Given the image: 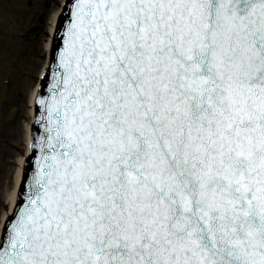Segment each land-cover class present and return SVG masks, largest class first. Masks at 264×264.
<instances>
[{"label":"snow or ice","instance_id":"obj_1","mask_svg":"<svg viewBox=\"0 0 264 264\" xmlns=\"http://www.w3.org/2000/svg\"><path fill=\"white\" fill-rule=\"evenodd\" d=\"M69 7L0 264H264V0Z\"/></svg>","mask_w":264,"mask_h":264},{"label":"rangeland","instance_id":"obj_2","mask_svg":"<svg viewBox=\"0 0 264 264\" xmlns=\"http://www.w3.org/2000/svg\"><path fill=\"white\" fill-rule=\"evenodd\" d=\"M61 2L32 0L28 6V0H12L11 7L0 8V221L9 209L17 161L26 150L30 96L46 60L50 16ZM33 25L39 26L35 34L27 30Z\"/></svg>","mask_w":264,"mask_h":264},{"label":"water","instance_id":"obj_3","mask_svg":"<svg viewBox=\"0 0 264 264\" xmlns=\"http://www.w3.org/2000/svg\"><path fill=\"white\" fill-rule=\"evenodd\" d=\"M71 3H72V0H67L66 4L64 6L63 13L59 16L57 29L59 27L61 29V31H63L64 26L69 22V18H70V7L69 6L71 5ZM57 29H56L54 38H55V48L58 51L59 46L61 44V41L59 39L60 33L57 32ZM53 48H54V39H53V43H52L51 58H52ZM49 78H50V73H49ZM42 83L44 84V87L43 88L40 87V92H39V96L37 97V100L41 95H47V90H48L47 89V81L44 80V81H42ZM37 100H36V102H37ZM38 112H39V109L37 108V103H36V117L38 115ZM39 131H40V129L33 124L32 136H33L34 132H39ZM34 159H35V157H33V160ZM24 174H25V167H24Z\"/></svg>","mask_w":264,"mask_h":264},{"label":"bare ground","instance_id":"obj_4","mask_svg":"<svg viewBox=\"0 0 264 264\" xmlns=\"http://www.w3.org/2000/svg\"><path fill=\"white\" fill-rule=\"evenodd\" d=\"M58 12H59V10H56L54 12V14L52 15V17H51L50 33L53 31L54 23H55V20H56V17H57ZM49 43L50 42L48 40L46 42V44H45V49L46 50H49V46H50ZM34 94H35V90L33 91V94H32V101H33ZM31 113H32V110H31ZM28 130H29V124L27 126V132H28ZM23 161H24V156H22L21 158L18 159V165H19V167L17 168L16 174H15V184H14V188H13L12 192L9 194V196L7 197L8 202H9V205H10V210L13 208L14 202H15V199H16L17 187H18L19 181L21 179V174H22V164H23ZM10 210L4 214L3 219L5 218V216L7 214L10 213ZM0 229H1V227H0Z\"/></svg>","mask_w":264,"mask_h":264}]
</instances>
